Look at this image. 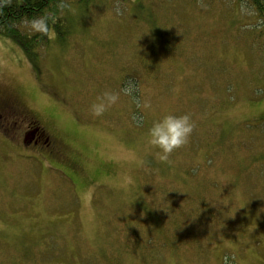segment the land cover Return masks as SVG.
Masks as SVG:
<instances>
[{"label":"rangeland","instance_id":"rangeland-1","mask_svg":"<svg viewBox=\"0 0 264 264\" xmlns=\"http://www.w3.org/2000/svg\"><path fill=\"white\" fill-rule=\"evenodd\" d=\"M77 1L38 57L0 35V94L64 141L49 160L0 128V264H264L261 12L251 0ZM107 90L117 103L93 117ZM166 112L194 123L171 163L143 139Z\"/></svg>","mask_w":264,"mask_h":264},{"label":"clouds","instance_id":"clouds-1","mask_svg":"<svg viewBox=\"0 0 264 264\" xmlns=\"http://www.w3.org/2000/svg\"><path fill=\"white\" fill-rule=\"evenodd\" d=\"M10 3L11 0H0V9ZM65 11L74 12V9L65 3L64 0H58L57 11L44 12L39 15L24 18L21 24L30 37L32 35H40L52 39L54 37L52 26L57 22L58 15L63 14ZM136 90L137 84L131 80H128L121 89L124 94L133 97H135ZM118 99L119 93L111 90L104 91L90 105L92 116L102 117L117 103ZM193 129L194 123L190 114L166 112L159 118L152 120L143 138L145 148L147 150L155 149V157L158 160L171 163L169 160L170 154L189 142ZM138 162L143 163L142 160ZM130 184H134V181L130 177L126 178V191L128 190L127 186Z\"/></svg>","mask_w":264,"mask_h":264},{"label":"flooded vegetation","instance_id":"flooded-vegetation-1","mask_svg":"<svg viewBox=\"0 0 264 264\" xmlns=\"http://www.w3.org/2000/svg\"><path fill=\"white\" fill-rule=\"evenodd\" d=\"M0 128L2 132L5 128L7 132L19 133L24 145L30 146L40 155L54 157L49 160L64 158V141L19 101L4 94H0ZM9 140L13 142V139Z\"/></svg>","mask_w":264,"mask_h":264},{"label":"trees","instance_id":"trees-1","mask_svg":"<svg viewBox=\"0 0 264 264\" xmlns=\"http://www.w3.org/2000/svg\"><path fill=\"white\" fill-rule=\"evenodd\" d=\"M81 1L83 0H78L77 3ZM251 1L264 17V6L259 0ZM57 5L58 0H17V2H13L12 0L10 4H7L0 9V35H4L10 40L18 43L31 59L38 57V54L36 53L38 50L37 48L43 46L45 42L48 44V37L40 35H32L30 37L28 34L23 33L21 30V28L23 29L21 21L24 18L39 15L44 12L57 11ZM59 18L63 25L65 22L69 23L66 18H61V14L59 15ZM55 25L56 23L52 27ZM55 27L58 28L57 31H60L59 26Z\"/></svg>","mask_w":264,"mask_h":264}]
</instances>
